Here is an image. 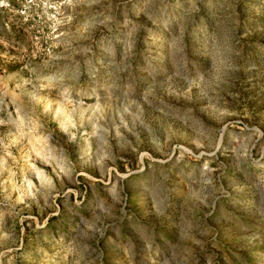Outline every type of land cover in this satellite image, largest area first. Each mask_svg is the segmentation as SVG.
<instances>
[{"label": "rangeland", "instance_id": "rangeland-1", "mask_svg": "<svg viewBox=\"0 0 264 264\" xmlns=\"http://www.w3.org/2000/svg\"><path fill=\"white\" fill-rule=\"evenodd\" d=\"M0 264H264V0H0Z\"/></svg>", "mask_w": 264, "mask_h": 264}]
</instances>
